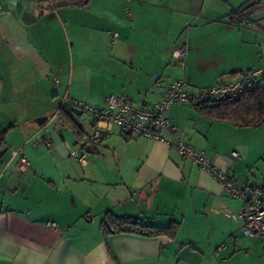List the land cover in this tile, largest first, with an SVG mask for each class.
Here are the masks:
<instances>
[{
	"label": "crops",
	"instance_id": "obj_1",
	"mask_svg": "<svg viewBox=\"0 0 264 264\" xmlns=\"http://www.w3.org/2000/svg\"><path fill=\"white\" fill-rule=\"evenodd\" d=\"M245 1L223 0L213 15V0H0V264H264V239L244 236L229 216L242 201L169 145L185 139L264 200V125L235 127L176 105L167 143L114 128L79 163L69 152L85 143L58 120L63 96L100 107L124 95L149 107L176 79L195 92L264 67V6L240 27L226 18ZM194 30L205 40L192 41ZM181 34L183 64L173 58ZM71 115L86 137L91 121ZM22 146L28 167L17 171L11 151ZM106 212L178 227L172 237L105 241Z\"/></svg>",
	"mask_w": 264,
	"mask_h": 264
},
{
	"label": "built area",
	"instance_id": "obj_2",
	"mask_svg": "<svg viewBox=\"0 0 264 264\" xmlns=\"http://www.w3.org/2000/svg\"><path fill=\"white\" fill-rule=\"evenodd\" d=\"M246 27L252 28L249 24ZM115 38L116 35L112 34V41ZM186 54L187 47L184 45L174 50L173 58L179 64H183ZM261 82H264V67L238 73L227 82L203 87L197 93L187 90L188 85L185 79H176L172 81L161 100L149 107L136 105L124 95H109L104 105L100 107L63 96L60 99L59 108L63 106L74 108L91 121L83 149L81 148L79 153L70 151L69 154L77 162L83 163L85 161L84 147L99 146L112 134L114 128L124 139L148 138L166 142L165 133L169 128L167 112L173 105L197 106L207 101L237 99ZM169 145L182 160L192 163L200 171L211 176L229 197L242 201L243 207L235 215L229 216L240 222V229L244 236L250 239H264V200L256 197L246 200V188L241 186L233 176L216 168L204 157L202 150L195 148L185 139H179ZM13 157L17 158L15 166L17 171H24L28 167L23 155V146L11 151V158ZM229 158L232 163L241 160L237 152H232Z\"/></svg>",
	"mask_w": 264,
	"mask_h": 264
},
{
	"label": "trees",
	"instance_id": "obj_3",
	"mask_svg": "<svg viewBox=\"0 0 264 264\" xmlns=\"http://www.w3.org/2000/svg\"><path fill=\"white\" fill-rule=\"evenodd\" d=\"M262 6H264V0L245 1L227 15L229 26L240 27L247 23L250 16ZM190 107L210 120L228 122L235 127L264 125V85H258L246 91L237 99L207 101ZM58 120L60 125L72 134L76 144H84L85 135L73 119L69 107L63 106L59 109ZM4 148V133H1L0 151ZM177 227L178 224L175 223L167 227L145 225L136 218L117 217L110 212L103 215L100 223V230L105 241L116 235H135L145 238L172 237Z\"/></svg>",
	"mask_w": 264,
	"mask_h": 264
},
{
	"label": "rangeland",
	"instance_id": "obj_4",
	"mask_svg": "<svg viewBox=\"0 0 264 264\" xmlns=\"http://www.w3.org/2000/svg\"><path fill=\"white\" fill-rule=\"evenodd\" d=\"M210 2V0H207V2ZM213 3H216V4H213V6H212V13H213V15L214 14H216V13H218L219 12V9H221L222 8V6H225V2H223V0H213ZM208 8V6L206 5L205 7H204V10H206ZM219 14V13H218ZM215 24V23H214ZM214 24H211V25H209V26H214ZM194 32H195V34H196V32H197V36H196V39H193L192 41H195V42H198V41H204L205 39H204V34H206L205 32H200V30H198V31H196V30H194ZM200 33V34H199ZM180 38H178L179 40V45H182V44H186V46H187V49H188V41H186V36H185V34H181L180 36H179ZM218 55L219 56H217L218 58H217V60L218 59H220V54L218 53ZM225 57H226V54H225ZM209 60L211 59V56H208L207 57ZM194 59H199V58H197V57H195ZM215 60V59H214ZM213 62H215V61H213ZM259 85H264V82H261ZM197 88L198 89H196L195 90V92L194 93H197L198 92V90L199 89H201L200 87H198L197 86ZM173 106H176V105H173ZM183 106V105H182ZM79 119V120H78ZM77 120L78 121H87V119H86V117L85 116H80V117H78L77 118ZM85 131L87 132V130L85 129Z\"/></svg>",
	"mask_w": 264,
	"mask_h": 264
},
{
	"label": "water",
	"instance_id": "obj_5",
	"mask_svg": "<svg viewBox=\"0 0 264 264\" xmlns=\"http://www.w3.org/2000/svg\"><path fill=\"white\" fill-rule=\"evenodd\" d=\"M70 112L73 113L76 116H80L81 115V112L78 111V110H76V109H74V108H70ZM44 121H45L44 119H39L36 122L40 124V123H42ZM88 148L89 147L87 146L85 148V150H88ZM5 152H6V149L5 148L0 151V158L4 155ZM245 197H246V200H250V198L252 197V193H251L250 190H246Z\"/></svg>",
	"mask_w": 264,
	"mask_h": 264
}]
</instances>
